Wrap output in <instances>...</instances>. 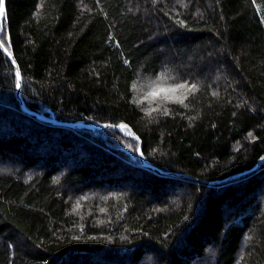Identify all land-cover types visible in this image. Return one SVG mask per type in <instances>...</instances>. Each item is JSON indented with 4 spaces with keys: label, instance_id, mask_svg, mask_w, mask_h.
<instances>
[{
    "label": "trees",
    "instance_id": "obj_1",
    "mask_svg": "<svg viewBox=\"0 0 264 264\" xmlns=\"http://www.w3.org/2000/svg\"><path fill=\"white\" fill-rule=\"evenodd\" d=\"M0 38V264H264V0H7Z\"/></svg>",
    "mask_w": 264,
    "mask_h": 264
},
{
    "label": "snow or ice",
    "instance_id": "obj_2",
    "mask_svg": "<svg viewBox=\"0 0 264 264\" xmlns=\"http://www.w3.org/2000/svg\"><path fill=\"white\" fill-rule=\"evenodd\" d=\"M6 16V11H5V2L4 0H0V18H4ZM0 31H2V29H0ZM5 42L3 40H0V47L3 46ZM5 51H7V49H5ZM9 56L12 55L11 52L8 53ZM17 75H19V73L17 72ZM164 78V74H160V79ZM19 86V85H17ZM133 87H135V85H133ZM188 89L189 91L195 90L197 88V85L195 84H191L188 85L187 82H183V83H176L174 85H169L168 87H163L160 84H156L155 87L152 88V90L144 97V100H148V99H155L157 96H159L161 93H164V97L163 99L165 100H171L174 99L176 102L178 103H183V97L182 96H177L175 95V93L177 92V90L180 89ZM169 93L173 94V95H168ZM216 93H213V95H215ZM164 114L167 115V110L165 109ZM120 127H126L124 125H120ZM251 135V133L249 134ZM141 155H143V153H141Z\"/></svg>",
    "mask_w": 264,
    "mask_h": 264
},
{
    "label": "water",
    "instance_id": "obj_3",
    "mask_svg": "<svg viewBox=\"0 0 264 264\" xmlns=\"http://www.w3.org/2000/svg\"><path fill=\"white\" fill-rule=\"evenodd\" d=\"M5 2V11H6V7H7V0H4ZM0 29H4V18H0ZM0 31V36H1V32ZM1 40V38H0ZM10 58L12 59V61L14 62L16 68H17V71L19 73V88H18V96L23 104V100H22V97H21V90H22V85H23V79H22V73H21V70H20V67L18 65V62L15 60V57L14 55L12 54L10 56ZM23 106L25 107V105L23 104ZM38 116H40V118H42L43 120H46V121H50V122H54V123H58V124H64V125H68V126H74V127H77V126H87V127H91V128H100V125H94V124H80L78 122H66V121H59V120H55V119H49V118H45L43 115H39L37 114ZM120 125H124L126 127H120ZM106 127H111V128H115V129H125V128H130L131 129V126L128 124V123H121L119 125H105ZM131 131L133 132L134 136L136 138L139 139L140 143H141V147H140V156L141 158H143V155H141V153H143L142 151V141L140 140L139 136L134 132L133 129H131ZM264 162V156L260 159V161L257 163V166H260L262 163ZM215 182H220V181H215Z\"/></svg>",
    "mask_w": 264,
    "mask_h": 264
},
{
    "label": "bare ground",
    "instance_id": "obj_4",
    "mask_svg": "<svg viewBox=\"0 0 264 264\" xmlns=\"http://www.w3.org/2000/svg\"><path fill=\"white\" fill-rule=\"evenodd\" d=\"M17 93H18V92H17ZM23 104L25 105V103H24V102H23ZM25 107H26V106H25ZM35 114H39V115H41V114H40V113H38V112H37V113H35ZM138 153H139V152H138ZM136 154H137V153H136ZM138 156H140V155H138ZM138 156H137V157H138ZM139 159H140V158H139ZM135 160H136V159H135ZM140 161H141V160H140ZM142 167H143V166H142ZM148 169H149V168H148ZM237 178H238V176H237ZM229 181H230V180H229ZM226 182H227V181H226ZM220 183H221V182H220Z\"/></svg>",
    "mask_w": 264,
    "mask_h": 264
},
{
    "label": "rangeland",
    "instance_id": "obj_5",
    "mask_svg": "<svg viewBox=\"0 0 264 264\" xmlns=\"http://www.w3.org/2000/svg\"><path fill=\"white\" fill-rule=\"evenodd\" d=\"M4 47V46H3ZM26 109V108H25ZM44 116V115H43ZM45 118H47L46 116H44Z\"/></svg>",
    "mask_w": 264,
    "mask_h": 264
}]
</instances>
